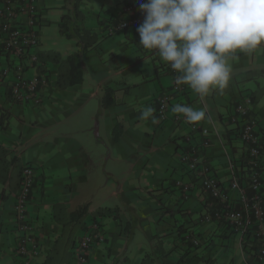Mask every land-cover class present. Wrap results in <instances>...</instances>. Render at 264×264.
<instances>
[{
  "label": "rangeland",
  "instance_id": "1",
  "mask_svg": "<svg viewBox=\"0 0 264 264\" xmlns=\"http://www.w3.org/2000/svg\"><path fill=\"white\" fill-rule=\"evenodd\" d=\"M127 1L119 0L118 4L109 5L105 4L106 1L96 0L94 7L82 1L80 7L84 10L87 6L89 10L93 8L95 12L92 11L89 15H96V10L100 11L104 7L107 13L112 7L121 8ZM75 2L76 0L40 2L41 49L58 52L63 60L79 49L75 39L69 40L59 31L64 14L69 15L73 22ZM99 37L101 40L95 49V57L101 61V72L98 76L103 77L113 90L116 88L120 111H123L122 106H144L149 95L142 96L137 90H133L131 86L135 83L134 76H129L133 68L124 64L137 56L138 46L130 44L124 31H118L110 38L102 35ZM244 56L229 60L231 74L226 87L223 90L214 89L208 95L211 98L215 94L214 102H223L227 96L237 97L251 91L258 96V102L264 109V78L252 79L254 74L264 68V58L256 55L254 58L251 55ZM146 63L150 64L148 61ZM4 66L5 61L0 60V75ZM49 67L51 72L57 69L56 66ZM146 67L142 66L143 69ZM89 72L84 71L82 85L66 90L67 94L57 90V99L54 97L47 104L46 112H29L31 110L26 107H12L8 127L10 145L19 149L23 164L40 151L42 158L52 156L53 168L48 173V186L50 180L53 181L54 198L69 201L75 212L85 207L92 211L104 208L117 211L122 221L134 232L135 241L129 245L128 256L132 258L135 252L139 255L141 248L151 253L167 254L174 247L173 240L166 238L173 229L169 231V225L174 226L184 219L181 213L176 212L174 216L167 212L164 209L169 206L167 199L158 194L162 185H169L172 179L177 178V174H168L169 177L166 175V170L169 169L167 162L171 161L173 164L176 161L174 147L169 144L162 145L160 136L154 140L155 133L151 126L153 120L144 117H139V121L135 123L125 122L126 130L120 144L110 142L108 132L99 127L105 92L102 96H93L98 84L90 78ZM51 74L54 83L57 72ZM122 83L130 87L128 93L122 90L125 89ZM0 91L3 92V89ZM58 94L64 96H59L58 100ZM89 100L91 103L88 104ZM207 104L210 106L209 101ZM114 133L119 136L120 128L116 127L112 135ZM63 209L58 208V217L64 213ZM91 220L92 218L89 219ZM222 252L223 259L216 256V263L213 264H231L232 259L241 260L238 242ZM175 259L176 262L179 260L178 253L172 255V262ZM206 262L204 260L203 264Z\"/></svg>",
  "mask_w": 264,
  "mask_h": 264
},
{
  "label": "crops",
  "instance_id": "2",
  "mask_svg": "<svg viewBox=\"0 0 264 264\" xmlns=\"http://www.w3.org/2000/svg\"><path fill=\"white\" fill-rule=\"evenodd\" d=\"M82 1H85L87 5L90 3L91 7H94V4L96 3V0H81V2ZM118 1L119 0H102V2L109 5L118 4ZM142 1L147 2V0ZM81 2L79 4V9L85 16L84 26L92 33H96L99 36L102 35L106 38L112 37L117 32L114 30L121 20L124 19L122 15L124 6L132 4L133 2L138 3L137 0H128L121 8L119 6L117 8L112 7L111 10L106 13L103 7L100 11L96 10V15H89V13L92 11L95 12V10H93V8L89 10L88 6L86 7V10H84V8L80 7ZM136 29L137 28L135 27H130L125 30L124 33L130 44L138 46L136 48L139 52L135 58H132L134 59L133 61L132 59H129L128 62L123 63L130 65L133 68L132 71L129 72V76H134L135 83L131 86L133 90H137L142 96L149 95V97L145 100L144 106H122L123 111H120L121 107L117 100L116 93V104L110 107H102L100 110V129L103 128L105 132H108L110 142H113L115 145L120 144L124 136L123 133L126 130L124 125L125 122H138L139 117H143L142 113L147 107L153 108L154 112L149 117L144 118L152 120L155 118L157 121L151 125L155 133L154 140H156L157 136H160L162 145L169 144L174 147L173 155L176 161L172 164L171 161L167 162L165 160L169 166V169L166 170V175L169 177L168 174H177V178H175L176 180L187 181L190 178V175L187 173L181 162V154L186 147L187 136L192 137V143L198 146L201 145V136L198 134L191 135L192 132L189 127L177 124L175 121L176 113L172 112V108L177 104H182L192 106L196 109H203L211 119V123L207 120L198 123L210 133V145L203 150V156L208 165L212 168L214 175L224 184L225 187H227L232 178L230 165L232 163L236 166L240 165L245 153L243 144L240 141L235 142L232 146L225 145L223 136L226 128L229 127L228 117L233 113L234 103L239 98L245 97L249 94L253 95L255 99L253 111L258 121L257 131L264 139V109L258 102V96L250 91L237 97L227 96V98H224L223 102L219 100L214 102L215 94H213L211 98L209 95L201 98L188 87L184 94H173L174 91L171 88L172 78L165 67V62L159 58L155 51L145 50L138 45L139 35ZM96 47L90 50L83 58L84 71L89 70L90 78L98 84V89L93 93V96H102L106 89L113 90V88L106 84L107 81L103 79V77L98 76L101 72V61L95 57ZM39 51L43 50L40 49ZM244 55H251L252 58H254L255 55L264 58V47L260 46L248 53L237 52L234 58H244ZM0 60H4L1 55ZM147 61L150 62V64H147ZM145 65L147 67L146 69H143L142 66ZM259 77L264 78V68H262L261 72L254 74L252 79L255 80ZM108 78H110L109 75ZM122 84L125 86V89L122 88V90H124L125 93H128L127 91L130 87L126 83ZM0 85V90L3 89V92L0 91V111L2 113V119L5 116L4 120H1L0 122L2 123V125L0 124V148H5L9 151V159H15L16 165H18L19 162L22 163L19 164V168L14 169L13 166L11 167V170L13 171V179L11 183L6 182L5 184H0V264H23L22 260L16 257L14 252L16 239L18 237L14 205L15 195L20 186L21 172L26 165L34 166L37 171V184L28 204V220L33 227H35L37 234L42 239L41 250L33 264H45L48 257L54 255L52 252L54 253L56 245H61L66 241V234H63V225L69 223L70 215L76 210L71 207L69 201H61L54 198L55 193H53L52 187L53 181L50 180V185L48 186V173L52 171L51 168H53L52 156L42 158L40 156L42 151H40L35 156H31V159L23 164V161L21 160L22 155L19 154V149L17 147L13 148L10 145L8 127L11 119L12 107H26L31 110L29 112H46L47 104L54 100V97H56L55 92L58 89L54 88V91L52 90L53 93L52 91L50 92V98L48 101L42 107L36 108L13 104L12 101L8 99L9 89L7 88V85L2 83ZM119 89H121V87H119ZM65 91L66 90L63 92L66 93ZM114 91L116 92V88ZM164 92H168L170 95H173V97L170 108L166 114V120L160 122V119L158 120L159 113L156 106V99ZM57 96L59 100V96L62 97L64 95L58 94ZM207 101L210 102V106L207 104ZM87 103H91V100L87 101ZM127 114H129V117H127ZM116 127L120 128L121 131V134L118 133L119 136H117V139L112 135ZM262 161L264 165V152ZM173 181L174 180L172 179V182H170L169 185H162V188L158 190V194L165 197L167 199L166 202L169 205L164 207V209H166L167 212L172 213L174 216L178 210H181V215L184 216V219L179 224L175 222L176 224H174V226L169 225L168 230L171 231V229H173L172 232L169 233L171 235L166 238H169L170 241L173 240L172 246L174 247L171 251L166 252L167 254H156L155 252L151 253L141 248L139 252L140 256L135 252L134 256L131 258L128 256V252H130L129 245L135 241L133 240L134 232L132 233L129 226H127V223L122 221L117 211L114 210L115 212L111 215L98 216L95 214L96 211L88 209L87 215L84 217L86 223H88L90 218H92V220H98L102 224L105 232L104 243L96 245L93 248L88 258V264H203L204 260H207L205 264H213L216 263L215 259L217 257L221 256L223 259L224 255L222 251L227 247H230V245L235 244V242H238V250L240 251L242 261L232 259L230 260L231 264H238V262L240 264H264L256 260V250H254L253 246L249 243L243 245L240 244V237L237 234L231 233L229 228V230H227L215 222H201L199 217H201L202 214L204 215L206 212H209L210 208L207 205L208 200L200 188H196L192 193L191 198L186 200L185 203H181L183 201L180 199V192L176 187H173ZM230 197L237 200L239 195L237 192H231ZM59 205H62L64 208V213L59 216L61 224L58 223L53 216L54 211L55 214L57 213V207ZM119 222L120 224L118 225ZM180 226L188 231V235H191L192 242L193 239L197 238L200 239L201 244L194 246L189 241V243L185 242L183 236H180L181 234L178 233V227ZM84 232L79 228L75 233V237L80 238L83 236ZM159 249H157V251H159ZM174 253L179 254V260L177 262L176 259L173 261L175 263L171 260ZM64 264H76L75 256L71 257L70 260Z\"/></svg>",
  "mask_w": 264,
  "mask_h": 264
},
{
  "label": "built area",
  "instance_id": "3",
  "mask_svg": "<svg viewBox=\"0 0 264 264\" xmlns=\"http://www.w3.org/2000/svg\"><path fill=\"white\" fill-rule=\"evenodd\" d=\"M41 0H0V55L5 60L0 82L9 89L10 100L20 106L42 107L50 98L55 87L52 74L41 67L38 59L41 49ZM123 20L118 31L138 27L143 23L144 14L137 6L128 4L123 9ZM172 78L173 94H184L187 86L174 83L175 72L165 63ZM173 95L164 92L156 99L160 121L166 120ZM254 102L248 95L239 98L233 113L228 117L229 125L240 127L239 141L245 149L240 165L231 164L232 178L225 187L214 175L203 156V150L210 145V133L199 124H190L181 114H176L179 125L190 128L191 135L201 136V145H194L187 136L181 162L190 178L176 180V189L187 199L196 188H200L207 200L211 201L214 215L204 216V221L215 219L226 223L231 233L240 237V244L256 245L255 258L264 263V139L257 131L258 121L253 111ZM2 113L0 111V122ZM246 159V161H245ZM37 184V171L32 165L23 167L20 186L15 195L14 210L18 237L14 249L16 257L23 264H33L42 247V239L29 222L28 204ZM237 192V200L230 197ZM83 236L74 248L76 264H88V258L96 245L105 241V232L98 220L86 223ZM193 243L198 244L196 239Z\"/></svg>",
  "mask_w": 264,
  "mask_h": 264
},
{
  "label": "clouds",
  "instance_id": "4",
  "mask_svg": "<svg viewBox=\"0 0 264 264\" xmlns=\"http://www.w3.org/2000/svg\"><path fill=\"white\" fill-rule=\"evenodd\" d=\"M144 14L137 27L139 46L155 51L176 73L174 83L203 98L223 90L229 60L264 45V0H137ZM154 109L142 113L149 117ZM172 112L188 123L207 120L203 109L177 104ZM153 118V123H156Z\"/></svg>",
  "mask_w": 264,
  "mask_h": 264
},
{
  "label": "trees",
  "instance_id": "5",
  "mask_svg": "<svg viewBox=\"0 0 264 264\" xmlns=\"http://www.w3.org/2000/svg\"><path fill=\"white\" fill-rule=\"evenodd\" d=\"M80 2L81 0H76L75 4L73 5V14H74L73 22H72V18L69 15L64 14L59 24V31L61 35L65 36L69 40L75 39L77 41V46L79 47L78 51L68 56L67 59L65 60H63L60 53L55 52V51H40L38 54V59H39V62L41 63L42 68H45L46 70L48 69L49 73L57 72V78L55 80V88L61 91L67 90L69 88H73L75 86H79L84 82L83 58L85 57L86 54H88L90 50L96 47L99 41L101 40L99 35H97L96 33H92L90 30H88L84 26L85 16L79 9ZM142 2L146 3L145 1H142ZM132 4L139 8V3L133 2ZM124 7H126V5ZM121 22L119 23V25L121 24ZM119 25L114 30L115 32L116 31L118 32L117 28L119 27ZM122 31H125V30H122ZM49 66H56L57 69L51 72ZM115 94L116 92L114 90L106 89L105 95L102 100V107H110V106L115 105L116 104ZM248 96L252 98L253 102H255L253 95L249 94ZM8 99H10V95H8ZM157 110H158V107H157ZM4 118L5 116L3 117L2 121L4 120ZM159 119H160V116L158 117V120ZM0 124L2 125V123ZM228 126L230 128L229 127L226 128L225 134L223 136V140L225 142V145L232 146V144L239 141L240 136L238 133L240 131V127L237 124L234 128V126L229 125V123H228ZM114 138L117 139V136L115 133H114ZM9 156H10V153L7 149L0 148V184H5L6 182L11 183L13 179V176H12L13 171L11 170V167L13 166L14 169L17 168V165L15 164V159L13 160L9 159ZM176 182H177L176 180L173 181V187H176L175 186ZM191 196L185 199L181 195L180 199L183 201L181 203H185L186 200L191 198ZM179 203H180V200H179ZM210 203L211 201L209 200L207 202L208 207ZM57 208H63V206L59 205ZM209 208H210L209 212H206L204 215L202 214L201 217H199L201 222L202 223L215 222L218 225L223 226L225 229L229 230L230 227L224 222H217L215 221V219H212L209 222L204 221V216L214 215V212H215L213 210L214 208L213 207H209ZM87 212H88V207L82 208L78 210L77 212H74L73 214L70 215L69 223H66L64 225L62 224L63 231H64L63 234H66V241L61 245H56L54 249V253L52 252V254L54 255H50L48 259L46 260L45 264H64L68 262L71 257L75 256L74 248L79 239L78 237H75V233L78 231L79 228L83 230V232L85 231L84 229L86 226V219H84V217L87 215ZM114 212L115 211L113 209L104 208V209H98L95 214L98 216L111 215ZM177 213H182V211L178 210ZM53 216H54V219L58 223L61 224V220L55 214V211H54ZM178 228H179L178 233L181 234L180 236H183V239L185 242L187 243L191 242L194 246L201 244L200 239L196 238V241L198 244L195 245L192 242L191 235H188V231L184 230V227L182 226ZM253 248L254 250H256L257 249L256 245H254Z\"/></svg>",
  "mask_w": 264,
  "mask_h": 264
}]
</instances>
